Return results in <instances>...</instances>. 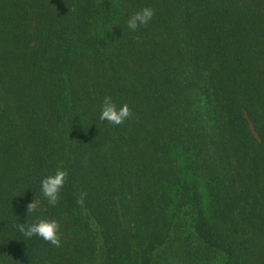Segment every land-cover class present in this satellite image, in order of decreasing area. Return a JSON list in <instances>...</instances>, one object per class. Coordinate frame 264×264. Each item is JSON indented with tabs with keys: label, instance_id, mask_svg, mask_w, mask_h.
I'll list each match as a JSON object with an SVG mask.
<instances>
[{
	"label": "trees",
	"instance_id": "16d2710c",
	"mask_svg": "<svg viewBox=\"0 0 264 264\" xmlns=\"http://www.w3.org/2000/svg\"><path fill=\"white\" fill-rule=\"evenodd\" d=\"M0 264H264V0H0Z\"/></svg>",
	"mask_w": 264,
	"mask_h": 264
},
{
	"label": "clouds",
	"instance_id": "9594fccd",
	"mask_svg": "<svg viewBox=\"0 0 264 264\" xmlns=\"http://www.w3.org/2000/svg\"><path fill=\"white\" fill-rule=\"evenodd\" d=\"M154 10L144 7L135 12L126 20V26L130 31H136L139 27L146 26L154 16ZM131 115L127 104L117 107L112 97L105 95L101 102L99 119L111 125H121ZM68 173L66 170L57 169L55 172L44 176L40 180L39 190L51 207H56L60 202L61 190L64 187ZM38 204L32 200L27 205V214L36 212ZM18 231L28 239L33 236L55 246H61L60 224L56 219H40L33 223H18Z\"/></svg>",
	"mask_w": 264,
	"mask_h": 264
}]
</instances>
